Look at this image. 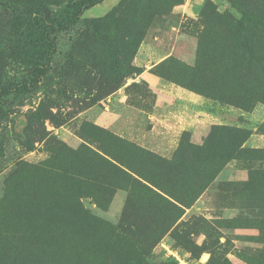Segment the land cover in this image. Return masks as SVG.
Wrapping results in <instances>:
<instances>
[{"label": "rangeland", "instance_id": "obj_1", "mask_svg": "<svg viewBox=\"0 0 264 264\" xmlns=\"http://www.w3.org/2000/svg\"><path fill=\"white\" fill-rule=\"evenodd\" d=\"M70 1L0 0V89L28 79L34 11ZM257 17L262 0H105L52 34L41 84L0 109V264L43 245L60 264H264Z\"/></svg>", "mask_w": 264, "mask_h": 264}, {"label": "trees", "instance_id": "obj_2", "mask_svg": "<svg viewBox=\"0 0 264 264\" xmlns=\"http://www.w3.org/2000/svg\"><path fill=\"white\" fill-rule=\"evenodd\" d=\"M104 1L71 0L61 14L54 15L34 11L29 21L30 36L18 54L19 59L30 67L28 79L16 87L0 89V109L5 103V96L15 91L19 93L31 92L41 84L42 76L55 53L56 46L52 39V34L69 30L80 20L85 11L102 4ZM22 4L24 5L25 3L23 2ZM262 7H264V0H262ZM256 20V23L249 22V26L243 24V22L241 25L243 27L246 26V30L248 31L251 29L256 30L258 28L256 24L259 25L264 18L257 17ZM247 33L244 38L249 44ZM216 74L217 71H215ZM53 252L52 249L47 250L46 245H43V249L38 247L27 254L17 251L14 257H12L11 264H60L54 257H47Z\"/></svg>", "mask_w": 264, "mask_h": 264}, {"label": "bare ground", "instance_id": "obj_3", "mask_svg": "<svg viewBox=\"0 0 264 264\" xmlns=\"http://www.w3.org/2000/svg\"><path fill=\"white\" fill-rule=\"evenodd\" d=\"M36 264V263H35Z\"/></svg>", "mask_w": 264, "mask_h": 264}]
</instances>
